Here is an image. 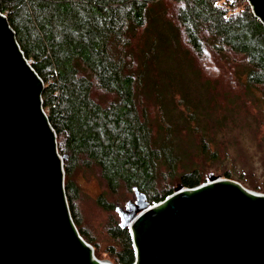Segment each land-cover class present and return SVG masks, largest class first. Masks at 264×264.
<instances>
[{
	"label": "trees",
	"instance_id": "trees-1",
	"mask_svg": "<svg viewBox=\"0 0 264 264\" xmlns=\"http://www.w3.org/2000/svg\"><path fill=\"white\" fill-rule=\"evenodd\" d=\"M0 12L44 81L71 216L95 248L74 209L75 171L96 170L112 193L137 188L150 204L179 186L195 188L206 180L202 172H179L184 128L200 134L201 155L218 157L199 126L200 115L211 119L216 108L213 98H200L216 85L205 74L232 63L240 69L233 85L252 94L264 89V23L248 0H0ZM186 87L198 89L196 100ZM98 202L112 208L105 192ZM109 234L111 261L133 264L130 229L113 219Z\"/></svg>",
	"mask_w": 264,
	"mask_h": 264
},
{
	"label": "water",
	"instance_id": "water-1",
	"mask_svg": "<svg viewBox=\"0 0 264 264\" xmlns=\"http://www.w3.org/2000/svg\"><path fill=\"white\" fill-rule=\"evenodd\" d=\"M248 1L264 23V0ZM44 86L0 12V264H114L96 257L71 216ZM209 178L155 204L136 188L118 207L133 264H264V193Z\"/></svg>",
	"mask_w": 264,
	"mask_h": 264
},
{
	"label": "rangeland",
	"instance_id": "rangeland-1",
	"mask_svg": "<svg viewBox=\"0 0 264 264\" xmlns=\"http://www.w3.org/2000/svg\"><path fill=\"white\" fill-rule=\"evenodd\" d=\"M220 65L223 69L205 74L206 79L208 76L216 83L211 90L214 96L205 89H202L200 96L202 99L213 98L214 102L211 104L216 106L215 111L212 112L211 119L201 114L199 120L201 130L211 140L212 148L218 151V157L211 159L208 155H201L197 150V137L200 134L195 136L187 126L188 129L185 127L182 131L184 158L179 165V172L196 166L204 175V182L209 181L210 175H215L233 180L243 177L242 181L246 184L258 183L264 186V89L252 94L238 83L233 85L234 75H238L239 67L222 61ZM202 75L203 73L201 80ZM186 88L189 89L190 99L192 96H199L196 87ZM206 104L209 106V103ZM156 109L153 112L155 122L159 116ZM226 173L231 174L233 178ZM72 178L73 184L78 188L73 201L76 215L80 219L79 226L99 244L97 248L92 244L96 257L111 261L106 253V247L111 241L110 221L114 219L121 222L118 207H125L130 199H135V194L126 188L112 193L93 169H79L72 174ZM243 182L240 183L243 185ZM247 189L264 193V189ZM103 192L106 200L112 205L111 209L103 208L98 202V196Z\"/></svg>",
	"mask_w": 264,
	"mask_h": 264
},
{
	"label": "built area",
	"instance_id": "built-area-1",
	"mask_svg": "<svg viewBox=\"0 0 264 264\" xmlns=\"http://www.w3.org/2000/svg\"><path fill=\"white\" fill-rule=\"evenodd\" d=\"M4 16H6L5 14H3ZM28 60V62L31 64L32 63V61L31 60H29V59H27ZM82 237V236H81ZM82 239H84L83 237H82ZM93 248V247H92ZM93 250H94V248H93Z\"/></svg>",
	"mask_w": 264,
	"mask_h": 264
}]
</instances>
